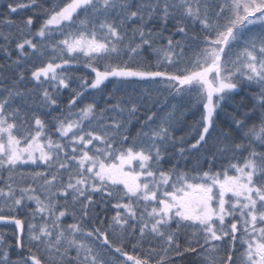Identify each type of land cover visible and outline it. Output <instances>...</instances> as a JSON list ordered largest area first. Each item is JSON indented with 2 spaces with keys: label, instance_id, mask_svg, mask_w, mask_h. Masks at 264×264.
<instances>
[{
  "label": "snow or ice",
  "instance_id": "obj_1",
  "mask_svg": "<svg viewBox=\"0 0 264 264\" xmlns=\"http://www.w3.org/2000/svg\"><path fill=\"white\" fill-rule=\"evenodd\" d=\"M3 7L0 264H264V0Z\"/></svg>",
  "mask_w": 264,
  "mask_h": 264
},
{
  "label": "trees",
  "instance_id": "obj_2",
  "mask_svg": "<svg viewBox=\"0 0 264 264\" xmlns=\"http://www.w3.org/2000/svg\"><path fill=\"white\" fill-rule=\"evenodd\" d=\"M4 3H5V0H0V12H3L5 10V8L3 7Z\"/></svg>",
  "mask_w": 264,
  "mask_h": 264
}]
</instances>
